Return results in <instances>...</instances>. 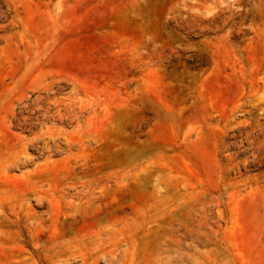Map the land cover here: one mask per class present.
Instances as JSON below:
<instances>
[{
    "label": "rangeland",
    "instance_id": "374dc122",
    "mask_svg": "<svg viewBox=\"0 0 264 264\" xmlns=\"http://www.w3.org/2000/svg\"><path fill=\"white\" fill-rule=\"evenodd\" d=\"M151 263L264 264V0H0V264Z\"/></svg>",
    "mask_w": 264,
    "mask_h": 264
},
{
    "label": "bare ground",
    "instance_id": "6f19581e",
    "mask_svg": "<svg viewBox=\"0 0 264 264\" xmlns=\"http://www.w3.org/2000/svg\"><path fill=\"white\" fill-rule=\"evenodd\" d=\"M43 136H46V138H51V136H52V132H44V135ZM92 188H88V192H92ZM97 236H98V234H97ZM104 250V249H103ZM113 256H109L108 257V262H112L113 261ZM151 264H154V263H151Z\"/></svg>",
    "mask_w": 264,
    "mask_h": 264
}]
</instances>
